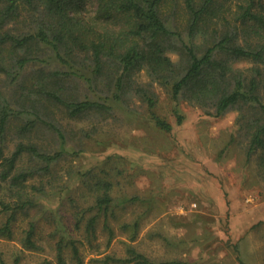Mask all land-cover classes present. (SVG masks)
Returning a JSON list of instances; mask_svg holds the SVG:
<instances>
[{"label":"trees","instance_id":"1","mask_svg":"<svg viewBox=\"0 0 264 264\" xmlns=\"http://www.w3.org/2000/svg\"><path fill=\"white\" fill-rule=\"evenodd\" d=\"M239 61L250 66L235 67ZM141 70L146 84L139 83ZM153 83L208 116L235 111L247 155L264 152V0H0V237L12 239L15 221L41 211L39 200L50 197L52 169L68 153L63 117H98L136 98L155 127L172 130L155 111ZM174 115L180 125L183 116ZM111 185L102 178L90 184L92 204L56 237L55 261L40 264H84V246L100 255L99 224L111 245L108 217L120 204ZM38 220L23 230L10 261L0 249V264H24L23 251L43 250ZM124 228L122 256L111 251L90 260L170 264L137 251L136 220Z\"/></svg>","mask_w":264,"mask_h":264},{"label":"rangeland","instance_id":"2","mask_svg":"<svg viewBox=\"0 0 264 264\" xmlns=\"http://www.w3.org/2000/svg\"><path fill=\"white\" fill-rule=\"evenodd\" d=\"M184 14L179 7L180 22ZM171 58L177 59L175 54ZM138 79L148 83L145 70ZM153 86L155 111L172 124L170 132L155 127L146 105L136 98L98 117L62 118L68 153L52 169L54 187H48L49 198L39 200L42 210L19 217L12 239L0 237L6 260L21 250L19 240L28 223L40 217L36 232L43 250L23 251L22 263L54 262L56 237L64 227L73 228L77 212L92 204L90 184L102 178L111 182V193L120 201L108 217L115 235L105 247L99 224L102 253L95 256L84 246V264H98L90 259L111 251L122 256L130 231L124 223L134 220L138 228L132 243L153 261L264 264V152L247 155L248 136L239 130L235 111L208 116L185 101L177 103L159 84ZM174 111L183 116L180 125ZM5 218L0 215V226Z\"/></svg>","mask_w":264,"mask_h":264}]
</instances>
